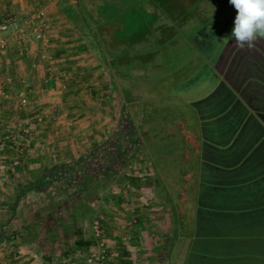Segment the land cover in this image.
Instances as JSON below:
<instances>
[{
  "label": "rangeland",
  "instance_id": "374dc122",
  "mask_svg": "<svg viewBox=\"0 0 264 264\" xmlns=\"http://www.w3.org/2000/svg\"><path fill=\"white\" fill-rule=\"evenodd\" d=\"M23 1H26V8L15 11L16 16L22 20L29 19L34 12L46 5L42 0ZM92 1L94 3L91 6L94 8L86 9L85 0H78V12L73 13L72 18L88 26L95 34L94 38L103 42L102 47L105 50L102 51V55L106 58L107 71L112 72L109 64L115 67L114 71L117 67L120 70L118 78L115 79L120 96L123 98L122 128L124 130L115 132V129L119 128L118 123H110L106 125V132L107 136L117 137V142L122 145V148H130L131 151L123 157L124 164L116 173L112 164H109L112 155L107 153L108 160H106L104 170L103 161L94 157L91 148L87 150L83 168H89L91 172H95L96 176L101 174V177H93L92 174L86 173L81 181L84 185L91 184V182L93 184L89 185L86 191L84 187L79 189L74 183L77 187L75 186L76 192L72 195L69 194L72 189L69 192L64 191L67 189L66 182L72 184L76 181L72 174H68L65 182L54 189L57 193V201H59L53 204L57 207V211L53 210L57 218L55 223L57 227L52 234L45 236L47 237L45 246L40 248L37 256L44 264H83L90 254L98 252L99 247L97 245L90 247L76 245L77 236L74 234V229L81 227L86 238H92L99 243L98 237L92 231V224L95 220H100L102 232L106 223L108 227L110 225L108 229L111 232L108 234L109 237L107 235V258L104 264H141L152 260L154 256L150 255L152 251L150 239L153 233L159 234L155 227L158 223L156 217H158L160 204L147 202L149 194L145 192L146 189H137L135 183L148 185V180L154 178L153 192L160 195L165 202V213L162 212V214H166L168 231L174 232L172 235L176 232L177 235L174 247H168L169 250L159 236L153 237L155 242L161 245V254L162 251L168 253L167 258L164 253V256L154 263L187 264L190 256V235L193 233L197 217L195 199L200 185L199 168L203 152L199 119L194 112L193 101L211 95L215 91L221 75L220 70L223 69L222 64L225 63L222 56L228 54L226 52L232 51V54L241 60L231 65L232 74L237 66H240V72H242L243 66L248 73L250 72L243 82L259 85L260 79L257 73L264 66H257L252 58L256 57L259 64H264L262 60H259L264 58V40L257 41L251 49L247 46L240 48L235 44L234 38H231V32L237 10L229 0ZM95 16H100L104 24L113 25L115 38L121 42L126 41L127 47L117 53L111 52L110 46L101 35L100 21L95 20ZM211 26H214V33L203 39L204 43H198L197 33ZM9 33L10 31L7 32ZM231 47L234 49L231 50ZM233 82L238 83L237 79H233ZM168 94H171V97L164 98ZM57 110V117L63 110L71 114L70 109L66 107H60ZM0 111L5 123H8V118L13 119V112L3 113L2 109ZM119 113L120 106L117 108V114ZM127 113L134 121L133 129H131ZM70 122L72 123L71 120ZM13 125L18 126L19 121L16 119ZM67 129L70 130L69 133ZM55 130L58 136L67 133V141L74 143V146L78 144L79 140L75 137V133H72L70 126L67 128L65 123L60 122ZM106 149L108 152V148ZM73 159L72 162L65 164L66 168L80 162L78 155H74ZM100 166H102L101 170H99ZM104 171L105 176L102 175ZM122 186L127 187L125 191H121ZM98 192L101 193L102 201L99 200ZM72 196L75 198L72 199ZM59 197L64 199L60 207L58 206L61 201ZM117 201L123 204L120 203L121 206H119ZM138 203H142L144 212L150 213L147 216L152 217L153 215L154 221L152 220L153 224L150 225L147 224V220L143 219L144 224L141 223V229L146 228L145 232L140 233V237L135 235L132 237L130 236L133 233L132 228L135 229L139 223L133 217L131 210ZM44 208L45 206L39 208L38 205H34L31 200L21 206L20 214L24 223L22 225L26 228L27 237L30 233L28 228L32 227V223L38 224L35 230L41 231L40 233L44 232V226L39 225L40 219L46 220L47 217ZM172 209L177 211L175 218ZM174 225L175 229H172ZM64 227L68 230L67 234L63 232ZM115 239L118 240L117 244H115ZM48 246L56 251V256L51 262H46L41 258L42 251L48 250ZM125 246L132 247L130 249L132 253L129 252L128 256L124 254V258L115 256L119 252H110L113 247H117L115 251L119 249L121 251ZM104 247H106L105 244ZM13 257L12 252L4 251L0 247L1 264H10ZM149 264H151L150 261Z\"/></svg>",
  "mask_w": 264,
  "mask_h": 264
},
{
  "label": "crops",
  "instance_id": "0c3cea01",
  "mask_svg": "<svg viewBox=\"0 0 264 264\" xmlns=\"http://www.w3.org/2000/svg\"><path fill=\"white\" fill-rule=\"evenodd\" d=\"M42 1L46 3L40 10L47 14L44 21V32L50 37V46L47 48L43 47L42 42L35 38L33 32L27 30L28 38L24 46L19 47L9 33L8 47L0 51V86L7 93V96L2 99L1 109L3 113L5 111L8 113L13 112V119L10 120L8 118V123H5L6 127L13 126L17 119L19 124L29 122L34 131V143L22 164L14 169L0 172V247L4 251H10L14 254L10 264H44L35 254L37 244L33 226L28 228L30 236H26V228L22 225L24 223L20 214L21 206L26 201L31 200L39 208L45 206V213L53 212V210L57 211V207H54V205L59 201H57V193L54 189L60 187V184L62 185L66 180L64 176L59 174L61 167H65V164L69 161L72 162L74 155H78L79 158L91 148L94 152V157L103 161L102 165L105 170L106 160H108L106 125L123 122L122 112L124 107L117 96L116 90L110 87V72L107 71L106 58L102 55V51L104 52L105 50L102 47L103 42L101 43L94 38L95 34L88 26L72 18V14L78 12V0ZM92 3H94L92 0H85L86 9H93ZM94 6L96 7L95 4ZM25 8L26 1L23 0H0V17L7 14L16 16L15 11H18V9L21 11ZM95 20L100 21L99 29L101 35L110 46L111 52L117 53L127 47L128 43L126 41L121 42L115 38L113 25L104 24L100 16H95ZM128 48L130 50V47ZM237 57L235 54H231L228 57L226 66L220 70L219 81L228 86L234 97L240 100L246 108L247 114L244 121L247 124L258 123L261 129L258 139H264V68L259 69V73H257V77L260 79V86L254 85L252 82H243L246 77L234 78L237 77V71L234 74L231 72V65H234L233 62L238 59ZM113 60H116V58L114 57ZM259 60L264 63V58ZM259 65L264 66V64ZM119 72L120 70L117 67L115 74L119 75ZM233 79H237L238 83H234ZM168 95L164 98L167 99ZM22 97L26 98L27 103L21 108L19 100ZM118 106H120L119 114H117ZM60 107L70 109L71 114L69 115L67 110H63L60 116L57 117L56 114L55 120L49 121L45 125L36 123L35 117L37 113H50L52 110L58 111L57 109ZM127 115L130 118L131 129H133L134 121H132L130 114L127 113ZM1 118L3 120L2 116ZM60 122L62 124L65 123L67 128L70 126L72 133H75V137L79 140L78 144L74 146V143L67 141V133L70 132L68 129L66 134L57 135L55 128ZM117 130L115 129V131ZM248 135H250L249 132ZM250 152L251 150H249ZM260 152L263 157L264 151ZM200 161L202 162V158ZM77 164L71 165L69 167L70 171ZM201 164L199 168L200 174L203 168ZM256 167L264 172V159L260 160ZM101 168L102 166L99 167V170ZM103 173L102 175L105 176L106 172L104 171ZM98 177H101V174ZM201 180L202 176L200 175V185ZM74 183L77 184L76 181H73L72 184L66 182L65 186L69 190L65 189L64 191L69 192L72 189L69 194L74 195V192H76ZM148 183L150 185L135 184L137 189H146L145 192L150 196H148L149 201L147 202L160 204L158 206L160 209L156 207L158 209V217H156L158 223L155 228L159 231V234L167 231L168 234H166L170 237L169 227L166 225V221H168L166 214H162V212L165 213V202L160 195L153 192L154 188L150 180H148ZM200 185L199 187L202 186ZM125 187L122 186L121 191H125ZM199 191L200 189L197 190L196 203H198L200 197ZM182 193L181 195H183ZM100 194L98 192L99 200L102 201ZM74 198L72 196V199ZM60 200L59 207L64 199ZM116 203L119 206L123 204V202H120V204L118 201ZM144 210L142 203H138L131 210L133 217L139 223V225L136 223L137 227L135 229L132 228L133 233L130 234L132 237L134 235L140 237L139 234L143 231L145 232L146 228L141 229V223L144 224L143 219L149 222L146 221L147 224H153L151 222L152 220L154 221L153 215H151L152 217L147 216L150 213L144 212ZM38 214L40 215V211H38ZM154 215L156 216V214ZM105 220L108 219L105 218ZM107 225L108 223L104 225L105 228L98 237V242L104 243L106 249L108 245L107 235L111 233L110 229H108L110 225L109 227ZM114 233L117 235L115 230ZM16 234V239H9ZM159 234L153 233L151 236H159ZM84 236L86 240H93L92 238H86V234ZM165 238L168 240L167 237ZM152 240L154 241L153 237ZM117 242L118 240L115 239V244ZM153 243V245H150L152 250L150 255L153 254L154 260H148L141 264H149V261L153 264L155 261L160 260V248L156 249L159 242L156 243L154 241ZM163 244L166 247L167 242L163 241ZM116 248L113 247L110 252H119L120 254H115L119 258H124V252H127V255L129 252L130 254L132 253L130 250L132 247L125 246L121 251L120 249L115 251ZM27 252H30V254H26Z\"/></svg>",
  "mask_w": 264,
  "mask_h": 264
},
{
  "label": "trees",
  "instance_id": "16d2710c",
  "mask_svg": "<svg viewBox=\"0 0 264 264\" xmlns=\"http://www.w3.org/2000/svg\"><path fill=\"white\" fill-rule=\"evenodd\" d=\"M226 53H228L227 56H222L225 62L222 64L223 69L233 52ZM237 58L235 62H241L239 57ZM252 59L258 66V59L256 57ZM109 67L112 70L109 76L110 87L116 90L122 102L123 98L120 96L116 80L118 75L115 74L111 64ZM242 68L240 72V66H237V78L243 76L248 78L250 72L248 73L245 67L242 66ZM168 96L171 97V94ZM192 106L199 119L203 168L197 217L193 233L190 235V256L187 264H264V172L256 167L258 162L264 159V156L260 154V151H264V139H258L261 129L257 122L247 124L244 121L247 114L246 108L221 81L211 95L193 101ZM118 126L115 132H122L123 124L119 123ZM117 141V137L107 136L106 148L109 150L108 154L112 155L109 164H112L115 171L119 172L124 164L123 157L131 149L122 148ZM249 150H251L250 153ZM83 160H85V154L79 157L80 162L75 165L74 170L70 171L69 168L61 167L59 174L65 178L68 174H72L79 189L84 187L87 191L93 182L84 185L81 181L83 176L86 173L92 174L93 177L98 176L95 172H91V169L83 168L85 163ZM150 183L154 185V178L150 179ZM176 212V209H172L174 218ZM45 219H40L39 223L45 228L43 233L35 230L38 224L32 223L36 233V255L40 248L45 246L47 239L45 236L52 234L57 227L55 224L57 218L53 212L47 213ZM172 229H175V225ZM63 232L67 234L68 230L64 227ZM173 233H170L168 240L165 238H168V233L159 234L162 241L167 242L168 250V247H174L177 240L176 232L172 235ZM74 234L77 236L75 243L78 246L97 245L96 240L85 239L84 230L81 227L74 230ZM43 235L44 238H42ZM16 238L17 234L9 239ZM154 241L150 239L152 245ZM160 247L159 243L156 249ZM55 252L51 246H48V250L42 251L41 258L51 262L56 256ZM124 253L128 256L127 252ZM164 253L167 258V252H162L161 257ZM165 264L168 263L165 262Z\"/></svg>",
  "mask_w": 264,
  "mask_h": 264
},
{
  "label": "built area",
  "instance_id": "2783aa9c",
  "mask_svg": "<svg viewBox=\"0 0 264 264\" xmlns=\"http://www.w3.org/2000/svg\"><path fill=\"white\" fill-rule=\"evenodd\" d=\"M46 14L43 10L34 12L29 19H20L13 14H7L0 17V51L8 47V34L17 43L19 47L24 46L27 41V30H31L35 38L42 42L43 47L50 46V37L44 32V21ZM5 33V34H4ZM7 96L4 88L0 86V109L1 102ZM27 103L26 98L19 100L20 107H24ZM56 111L39 112L35 117V121L39 125H45L49 121L55 120ZM7 125L1 118L0 111V172L14 169L22 164L28 151L34 143V131L29 122L21 123L18 126ZM103 220V216L101 217ZM92 231L97 237L102 233L101 221L95 220L92 224ZM98 245V252L90 254L83 264H104L107 258V249L101 242Z\"/></svg>",
  "mask_w": 264,
  "mask_h": 264
},
{
  "label": "clouds",
  "instance_id": "9594fccd",
  "mask_svg": "<svg viewBox=\"0 0 264 264\" xmlns=\"http://www.w3.org/2000/svg\"><path fill=\"white\" fill-rule=\"evenodd\" d=\"M237 10L231 38L235 44L249 49L264 40V0H229ZM210 30V29H209Z\"/></svg>",
  "mask_w": 264,
  "mask_h": 264
},
{
  "label": "flooded vegetation",
  "instance_id": "af4514ba",
  "mask_svg": "<svg viewBox=\"0 0 264 264\" xmlns=\"http://www.w3.org/2000/svg\"><path fill=\"white\" fill-rule=\"evenodd\" d=\"M213 27L214 26H211V27L205 28L204 30L199 31L197 33L199 40H198V38H196V41L198 43H204V41H202V40L214 33V31H213L214 28Z\"/></svg>",
  "mask_w": 264,
  "mask_h": 264
}]
</instances>
